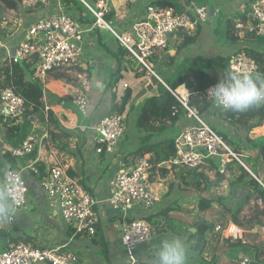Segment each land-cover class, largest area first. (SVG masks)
I'll use <instances>...</instances> for the list:
<instances>
[{"label": "built area", "instance_id": "1", "mask_svg": "<svg viewBox=\"0 0 264 264\" xmlns=\"http://www.w3.org/2000/svg\"><path fill=\"white\" fill-rule=\"evenodd\" d=\"M94 17L91 27H85L78 21L79 14L65 11L61 6L54 12L46 14H30L25 21V35L20 37L9 56L11 63H34L36 76L43 80L49 73L61 72L73 77L70 96L77 109L86 113L89 106L87 88L90 86L88 63L84 56L83 42L85 35L94 29H107L115 39L143 67L160 80L153 71L151 56L165 49L169 55L175 54L173 43L178 31L192 32L199 22L208 18V7L188 2L180 12L171 7H162L149 3L147 14L132 26L131 30L122 32L112 28L105 20L108 11V0H80ZM84 13H82V16ZM251 24L245 26L237 22V29H247L248 32L261 34L264 32V0H255L250 10ZM174 32L173 37L168 33ZM257 64L243 51L232 54L229 70L234 75L254 73ZM66 79V78H65ZM67 80V79H66ZM161 81V80H160ZM127 85L123 83V87ZM205 96H208V90ZM186 109L189 124L185 125L176 137V151L166 160L152 164L148 155H143L131 166L121 167L113 174L107 184L106 201L115 211L126 214L121 220L119 243L128 256L127 264H136L143 251L148 247L153 237L152 225L146 220V215L129 216L133 208L151 209L160 205L161 196L155 188L154 178L161 175L163 169L173 172L174 169L190 171L200 169L207 159L215 157L221 166L236 160L248 169L240 157L232 150L226 141L216 132L199 113V110L188 104V92H173ZM213 102V101H212ZM214 107H217L213 102ZM0 108L2 114L8 117H21L26 110V103L11 86L0 89ZM125 112H112L101 115L91 121L89 130L95 144V153L102 151L116 153L119 142L125 133ZM33 132V131H32ZM29 133L15 148H8L13 156H24L30 153L36 145V135ZM44 136H47L45 133ZM31 172L36 168L32 165ZM252 176L264 184L252 173ZM3 184L13 183L15 187V213L22 210L26 204L28 186L21 170L6 168L3 174ZM40 187L48 200L57 208V214L65 226L73 228V235H93L98 224L97 198L85 189L79 181L69 174L68 166L52 157L47 160L44 178ZM252 234L264 236V226H255L249 230ZM214 232H219L226 241L245 243L243 235L246 230L232 220L222 226L215 225ZM65 245L54 248L34 246L28 242L12 243L7 249L0 251V264H80V257L72 251L65 250ZM136 249L138 252L135 254ZM139 253V254H138ZM251 258L243 256L239 264H250ZM258 264V262L256 263Z\"/></svg>", "mask_w": 264, "mask_h": 264}, {"label": "trees", "instance_id": "2", "mask_svg": "<svg viewBox=\"0 0 264 264\" xmlns=\"http://www.w3.org/2000/svg\"><path fill=\"white\" fill-rule=\"evenodd\" d=\"M53 1L56 6L59 4L63 10L71 11L72 14H79L78 21L85 27H91L94 17L80 0ZM20 2L21 0H0V3L8 9H17ZM151 3L162 7H171L176 12H180L183 9L178 0H154ZM82 13H84L83 16ZM247 19V11L245 13H234L230 17H227L221 11L213 33L219 34L220 38L231 44L243 41L259 46L257 49L243 46L233 52V54L243 51L248 55L257 64V69L253 74L264 79V32L261 34L249 32L239 36L235 27L238 20L246 23ZM105 20L110 23L112 28L118 29L117 17L113 8L108 9L105 14ZM207 21L208 18L205 22H199L190 33L178 31L176 33L177 38L173 43L175 54L167 56L168 60L166 62L160 61L164 55H167L164 52L166 48L151 56V61L154 63L153 68L163 79L164 83L152 76L150 83L146 85L147 89L153 88L154 91L141 102L135 129L137 132L146 133L147 137L142 145L128 154L131 161L127 162V165L123 167H127L129 164L134 165L137 157L139 158L146 154L149 156L148 160L150 163L157 164L175 153L176 137L183 128L180 127V123L187 122L186 125L189 124L186 109L173 94L180 86H183L188 92V104L196 107L204 119L205 115L217 116V121L227 124L228 128L223 129V127L218 128L213 123L212 125L209 123L252 173L255 174L256 164L254 161L258 160V158L264 161V135L254 139L249 137V132L252 129L264 124V105L253 106L241 112L224 111L214 107L212 100L205 96V90L208 87L216 85L222 80L215 72H224L226 75L232 74L229 70L232 54L226 56L217 54L210 57L202 54L193 55L188 50L191 45L197 42L202 30L201 26ZM93 32L98 47L107 58L112 60L109 80L105 86V89L112 91L109 113L122 114L126 111L127 106L129 108L132 106V93L130 87L126 86L123 88L120 99L117 100L116 89L125 75L132 74L133 77L140 79L145 74L146 69L119 44L109 30L94 29ZM33 72L34 68L31 67L30 63H8V61H4L0 64V86H11L26 103L25 113L21 117L11 118L1 115L0 126L3 131V139L0 142V146L3 149V157L10 169L18 170L19 166H25L27 163L34 161L33 166L36 168V172L33 174L36 180L40 182L45 175V164L41 161H35L37 156L36 146L30 153L18 157L11 155L8 148L19 146L22 140L32 132L34 121L38 119L44 123L47 131V137L43 142L52 143L58 150H65L68 155L73 153L70 149H67V141L75 136L71 130L62 125L52 110H48L44 115L42 111L44 108L42 101L43 85L37 79L26 77L28 74L33 75ZM68 100L73 101L68 96L59 97L58 101L62 105V101L66 102ZM214 113L215 115H213ZM63 120L67 122L69 119L63 114ZM83 136L84 132L82 131L80 137L84 140ZM124 137L125 133L123 139ZM239 138H241V141ZM242 142H246L247 147H243ZM79 147L77 151H81L82 145ZM103 153L105 151L100 152V155ZM252 161L253 165L249 167V163ZM206 162L208 163V171H212L214 176H216V184L223 180L227 181V193L220 195L219 200L222 209L230 214V220L240 226H247L248 230L256 225L264 226V186L236 160H232L224 166H221L219 160L215 157L208 158ZM68 172L70 175L72 174L71 171ZM162 172V174H165L166 170L163 169ZM189 175L191 179L188 184L194 190L206 191L215 184L210 182L206 173L198 172V169L187 171L186 176ZM214 200L210 196L198 197L199 210L204 211L211 208ZM174 211L175 207L169 205L146 215L145 218L154 226L157 234L170 232L176 236H185L184 243L186 247L197 253L195 255L187 253L186 264H217L215 257L207 260L203 256L208 245L207 237L209 232L212 233L214 222L203 221L200 225H197V221L190 226L182 221H177V230L172 219ZM222 220V223L227 221ZM97 227L98 225H96L95 233L89 236H91V241L99 248L100 252L104 254V258L108 260L106 250L108 243L104 238V234L99 230L100 227ZM192 228H195V231H192ZM76 236L88 235L77 234ZM213 238L215 244L211 246L212 250L216 249L217 243L220 246L226 241L221 234H214ZM227 243L232 246L231 250H235L236 253L241 252L249 255L251 262L253 255L256 254L258 264H264V241L253 245V247L240 241L234 242L235 244L228 241ZM160 245L153 246L148 251H145L144 257L138 259L136 264H155V253ZM228 256L230 258L235 257L232 252Z\"/></svg>", "mask_w": 264, "mask_h": 264}, {"label": "crops", "instance_id": "3", "mask_svg": "<svg viewBox=\"0 0 264 264\" xmlns=\"http://www.w3.org/2000/svg\"><path fill=\"white\" fill-rule=\"evenodd\" d=\"M51 1L53 0H50L48 2L51 3ZM114 1L115 0H108V8H113L115 11V8L117 7L115 6L114 8L112 6V2ZM132 1L134 3H132L131 5H128V11L131 10V13L127 17H125V19L122 20L123 21L122 23L120 22L118 24V28L122 30L124 29L131 30L134 23L139 21V20L135 21V19H138L140 16H136L135 14H133V11L138 6L137 4H135V0H132ZM143 1L145 0H137V3L139 2V4H141V2ZM152 1L154 0H151V2ZM178 1L180 2L182 8H185L188 2H193L198 5L207 6L208 9H209V6H213L214 15L215 14L219 15L220 12L222 11L225 13L227 17H230L234 13H237V12L245 13L247 11L248 19L246 23H244V25L247 26L251 24V21H252L249 14L251 10V5L255 0H209L210 2L208 3L206 2V0H203L205 1L203 3H201V0H178ZM39 2H44V1L37 0L35 2L38 5L37 8L25 7L24 9H22L21 7H19L23 12L20 11V13L17 16L15 15L11 17L8 21H5L3 24L5 25L10 24L7 27L5 25L1 26L2 23H0V64L3 63L4 61H8L9 63V56L11 54V51L16 41L20 37H23L25 35L26 25L24 23L26 21L25 19H28L30 14H34V13L46 14L49 12H54L58 9V6H59L57 2L58 5L53 10H51V9H46V7L40 6L42 4ZM48 2H47V5H48ZM9 10H15V9H9ZM213 16H210V17H213ZM116 17H117V14H116ZM127 21L129 25L125 27V23ZM237 22H241V21L238 20ZM205 24L204 23L202 24L201 26L202 30L204 29ZM3 28H7V31L6 29L3 30ZM237 32L239 36H242L244 33H249L247 29L245 28L237 29ZM91 34H94V32L91 31L87 35H85V40L83 42V47H84L83 58L86 61H90L88 63V71H89V77L91 80L90 86L87 88V94H88V98L90 101V104H89L90 108H88V112L85 115H83L76 108V105L74 104L73 101H70V100L66 102L62 101V105L59 103L58 101L59 97H63V96L71 97L69 93H70V89L73 84V80L69 82V80H66L63 76H61V74L63 73L61 72L49 73L43 80H41L35 74L34 63L30 62L31 67L34 68V72H33V75L28 74L26 75V77L27 78L30 77L31 79H37L43 85L44 90H43L42 101L44 104V108L42 109V111L44 115L45 113H47L48 110H52L57 116V118L60 120L62 125L68 128L69 130H71L75 136L73 139H70L67 141V144H68L67 149H70L73 153L71 155H68L65 150L60 152V150L55 149L52 145H48L49 143L43 142L44 139L46 138V136H44L45 133H47L45 129L46 127L44 123L39 121V119L37 121H34L32 133L36 135V138L38 134L40 135L38 139L36 140V145H35L37 148V156H36L35 161L43 162L46 168L48 159H51L52 157H54L55 159L58 160V156L56 155L57 152L60 154L62 158L65 157L64 158L65 162H63V160L62 161L59 160V161L63 164H66L68 166V171H71V173L73 174L71 175L75 177L85 189H87L90 193H92L97 198L98 205L101 203L103 204V207L100 206L99 210H97L98 211V224L97 225L98 227H100L99 230L104 234V238L106 242L109 243V241L107 240H115V241L118 240L119 241V239L117 238L118 234H116V232H114V230L111 229L112 228L111 226L103 227L102 225V221H104L103 224L105 225V222L107 221L110 222L113 219L112 216H108V215L106 219L104 217H101V214L106 213V208L109 206V204L106 201L107 184L110 178L113 176V174L117 171V169L127 165V162L131 161V159H129L130 157H128V154L145 142V139L147 137L146 133L137 132L135 129V124H136V121L139 115V108H140L141 102L147 96L151 95V93H149L148 89H146V85L142 86L141 91L136 89L135 88L136 84H133L136 81V78L133 77L132 74L125 75L124 79L119 84L118 88L116 89V94H117L116 98L117 100H119L123 92L122 89L124 87H122L121 85L123 83H128L127 87H130L131 93H132V106L130 108L128 106L126 107V113L128 109H132L128 112L129 114L127 113V116H126L128 118V120L126 119L127 125L131 128L129 130V138L127 135L126 140L123 139L118 144L116 153L105 152L102 155H100V153L99 154L95 153V144L92 141V133L91 134L88 133V131H90L88 128L89 124L86 125L85 122H81V119L78 116V114L80 115L81 113L82 116H84L82 118H85V120L86 119L90 120L91 122L96 119V118L95 119L92 118L95 115L101 116L105 112H109L110 105L108 106L107 99L111 98L112 91H110L109 89L108 90L105 89V86L109 80V71H110V68L112 67V60L107 58L104 52L96 44V37H94L95 34L94 35H91ZM237 44L242 47L248 46V47H253L255 49L259 47L255 44H250L247 42H240V44L239 43ZM235 47L236 45H233L232 47L229 46L227 48L229 50L228 52H230V50L234 51ZM167 56L168 55H166V57ZM164 61L165 59L163 60V62ZM220 78L224 79L226 77H220ZM1 87L3 86H0V89ZM153 91L154 90L152 89V93ZM135 94L136 95L138 94V95L135 97ZM94 100H97L98 104L100 105H101L100 101H104V104L100 107V109L98 108L94 109V105H93ZM63 114L66 115L67 119H69L67 122H69L70 125L67 126L66 125L67 122H64ZM1 115H2V111L0 108V118H1ZM130 116H132V119L130 118ZM186 123H180V127H184ZM221 124L225 125L224 123H221ZM82 131L84 132V136H83L84 140L80 137ZM86 133L87 135L85 136ZM260 135H264V132L256 136L255 134L251 135V133H249V137L251 139H254ZM88 136L89 138L87 139ZM2 139H3V131L0 126V142L2 141ZM239 140L241 141V138H239ZM81 145H82L81 151H77L76 148H80L79 146ZM242 146L247 147V143L242 142ZM254 162L256 164L255 175L263 183L264 182V161L258 158V160H255ZM33 163L34 161L27 163L25 166H19V170L22 171L25 177L27 186H28L27 201H26V207H25V208L28 207L27 208L28 213H24V212L18 213L19 214L18 218H14L13 217L14 215H13L7 222L0 223V250L1 251L5 250L8 248L10 244L17 243V242H28L34 246L50 247V248H54L59 245H65V248H64L65 250L75 252L76 254L79 255L80 264H105V262L109 263V259L106 260L104 256L97 253V250H96L97 246L91 241L90 239L91 236L89 235L88 236H74L73 228L70 225L65 226L61 222L57 214L56 206L52 203V201L47 199L43 190L40 187V182L36 180L33 172H31L30 170ZM131 165L132 164H129L128 166H131ZM251 165H253V161L249 163V167H251ZM8 167L9 165L3 157V149L0 146V184H3L2 182L3 174L6 168ZM162 173L163 172H161L160 176L158 177L156 176L154 178V181H155L154 185H155V188L159 191L160 196L166 192V181L168 179L172 178L176 180L177 178L178 180L177 182L181 181L182 185L183 186L185 185L187 187H188V181H190L191 179L190 175L186 176L187 171H183L181 169L179 170L174 169L172 173L166 170L165 174H162ZM223 186H226V185L223 184ZM193 191L194 193L198 192V190H193ZM193 191H190V193L194 194ZM176 192H178L177 195L180 194L178 190ZM200 192H203V191H199V193ZM202 194L203 193H201L200 196H204ZM200 196L196 195L195 197L198 198ZM165 201L167 200L162 199L161 197L160 205L165 204L164 203ZM229 220L230 219H228V221ZM263 221H264V218H263ZM256 226H262V225H256ZM154 239H152L151 242H149L152 246L154 244H159L157 242L158 240H155V242H153ZM145 251H146V248L143 251L140 249L141 258L144 257ZM110 257L115 258V255L110 254ZM110 257L108 256V258ZM241 259L242 258H240V261Z\"/></svg>", "mask_w": 264, "mask_h": 264}, {"label": "rangeland", "instance_id": "4", "mask_svg": "<svg viewBox=\"0 0 264 264\" xmlns=\"http://www.w3.org/2000/svg\"><path fill=\"white\" fill-rule=\"evenodd\" d=\"M37 0H21V2L18 4V8L15 10H9L8 8L4 7V5H2V3H0V23H2L1 26L5 25L3 24L5 21H8L11 17L13 16H17L20 11H22L19 7H21L22 9H24L25 7L28 8H37L38 5L37 3H35ZM44 2H39L42 4L43 7H46V9H54L56 7V3L54 1H51V3H49L48 1L50 0H41ZM46 2V3H45ZM48 2V5H47ZM111 2V1H110ZM151 2V0H145L143 2H141V4H139V2L137 3V0H135V4H137V8H135V10L133 11V14H135L136 16H140L138 19L139 20L141 18H144V16L147 14V10H146V6L147 4H149ZM205 1L201 0V3H203ZM206 2H210L209 0H206ZM132 3H134L132 0H115L114 2H112V6L115 8V6L117 8H115L116 14H117V26L118 24L121 22H123L122 20L125 19V17H127L130 13L131 10L128 11V5H131ZM111 6V4H110ZM118 11V12H117ZM23 12V11H22ZM122 15V16H121ZM125 15V16H124ZM219 18V15L215 14L213 17H208V22L205 24L204 29L201 31L197 42L193 45H191L188 49L189 52L191 54H202V55H206V56H215L217 54H221V55H231L233 54L232 52L236 51L238 48H241L242 46H239L237 43L236 44H231L229 42H225L222 38H220L219 34H214L213 29L215 27L216 21ZM27 21V19H25ZM142 20V19H141ZM212 21V22H211ZM10 23V22H9ZM10 25L7 24L5 25L6 27ZM129 25L128 21L125 23V27H127ZM7 31V28H3V30ZM118 31L122 32L123 30L118 28ZM6 33V32H5ZM242 33V32H240ZM94 35V34H91ZM95 37V35H94ZM243 42V41H240ZM240 42H238L240 44ZM233 45H236L235 50L232 51L230 50V52H228L229 50L227 49L229 46L232 47ZM185 52V51H184ZM165 53H167L168 57L170 56L168 51H166ZM231 53V54H230ZM168 57H166V55H164L160 61L163 62V60L165 59V62L168 60ZM154 64V63H153ZM159 67V66H157ZM153 68V67H152ZM141 69V68H140ZM146 69V68H145ZM154 73L160 78L161 82L164 83L163 79L156 73V71L153 68ZM165 73V72H164ZM216 75H218L219 77H228V75H226V73L223 72H215ZM222 75V76H221ZM61 76H63L64 78H66L67 80H69V82H71V79H73V77L71 75H66V74H61ZM154 76L151 71H149L148 69H146L145 74L143 75L142 78L137 79L133 84H136V89H138L139 91H141L142 86L143 85H147L148 83H150L151 77ZM230 76V75H229ZM231 76H236L234 74H231ZM155 77V76H154ZM158 79V78H157ZM159 80V79H158ZM159 80V81H160ZM108 83V82H107ZM106 83V84H107ZM126 85H128V83H125ZM123 87V84L121 85ZM121 87V89H122ZM147 89V87H146ZM153 89V88H152ZM152 89L148 88L149 93H152ZM182 88L178 87L177 91L179 92H183L181 90ZM123 90V89H122ZM138 95V94H137ZM135 94V97L137 96ZM140 98V97H139ZM107 103L108 106L110 105V98L107 99ZM141 100V99H140ZM132 102V101H131ZM101 105L98 104L97 100L93 101V105H94V109H100V107L104 104V101H100ZM90 104V101H89ZM88 108H90V105L88 106ZM132 110V109H128L127 113ZM88 112V109L86 111V113ZM82 113V112H81ZM80 115L78 114V116L81 119V122H85V124H90V120H85V118H82L86 113H82ZM112 113V112H110ZM109 112H105L103 115H108L110 114ZM127 113L125 111V114L127 116ZM129 114V113H128ZM215 115V113L213 114ZM100 115H95L94 117H92L93 119H97V117ZM125 116L124 122H125V137L124 139L126 140L127 135L129 138V130L131 129L128 125H127V120L128 118ZM130 118L132 119V116H130ZM127 119V120H126ZM205 119L208 123H210L212 125V123L214 125H216L218 128L223 127V129H227L228 126L227 124L223 125L221 124L219 121H217L218 117L217 116H209V115H205ZM66 125H70L69 122L66 123ZM128 130V132H127ZM79 132V131H78ZM127 132V133H126ZM264 132V124L258 127H255L254 129L251 130V135H259L262 134ZM89 134H91L90 131H88ZM87 135V133H86ZM40 135H37V139ZM47 137V136H46ZM89 138V136L87 137V139ZM91 139V138H90ZM48 145H52V143H49ZM55 149H57L54 145H52ZM77 149V148H76ZM58 150V149H57ZM62 152V151H60ZM58 156V160L65 162L64 158L65 157H61L60 154L57 152L56 154ZM138 158V157H137ZM131 159V158H129ZM67 160V159H66ZM204 172L208 175L210 182L213 184L216 182V176H214V173L212 171H208V163H205V165H203L198 172ZM109 174V173H108ZM177 178L176 180L170 178L166 181V192L163 193L161 195L162 199H166L167 201H165V204H161V205H157L155 207H152L151 209L148 208H133L131 210L128 211V215L129 216H141V215H148L160 208H165L169 205L175 207V211L174 214L172 215V219L174 220V225L175 228L178 230V226H177V221H182L184 223H187V225H193L194 223H196L197 221H208V222H214V227L217 224H220L222 226H224L228 219H230V214L227 211H224V209H222V207L220 206V200L219 197L222 193H227V182L225 180L220 181L219 183H215L213 184L214 186L211 187V189L209 190H204L203 192L199 191L197 193H194V189H192L190 187V185L188 184L187 186H183L182 182L179 181L177 182ZM171 184V185H170ZM223 184H225L226 186H223ZM223 187V188H222ZM177 188V189H176ZM183 189V190H182ZM179 191L180 194L177 195ZM190 191H193L194 194L190 193ZM183 192V193H182ZM187 193V194H185ZM201 193H203L202 195L206 196H210L211 198L215 199L212 202V207L204 210V211H200L198 208V204H197V197H195L196 195H201ZM185 194V195H184ZM223 195V194H222ZM27 201V198H26ZM103 207V204H99L97 206V210H99V208ZM107 206V205H106ZM26 207V204L22 207V210H18V213H28V207ZM101 214V213H100ZM108 216H112L113 219L110 222H105V225L103 224L104 221H102V225L107 226V227H112L111 229L114 230V232H116L117 238L119 239V231L121 230V220L123 219V216L126 215L124 213H122L121 211H115L113 210L110 206H108L106 208V213L101 214V217H104L106 219V217ZM19 214H14V218H18ZM97 216H98V211H97ZM222 219L227 220L226 222L222 223ZM214 227L212 229V233L209 232L208 237H207V241H208V245L206 248V253H203L204 257L207 258V260L212 259V258H216L215 261L217 264H238V262L240 261V258H242L243 256H245L246 254L241 253V252H237L232 249V246H230L227 241H225L224 243L220 244L217 243L216 245V249L212 250L211 246L215 244V240L213 238L214 234L219 235V232H214ZM240 228H242L243 230H246L245 234L243 235V239L246 241L245 244L248 246H252L253 245H257L258 243H260L262 240H264L263 236L260 234H252L248 229L247 226H240ZM154 226L152 225V231H153V237L152 239L153 242H155V240H158L157 242L159 244H154L153 246H157L160 245L162 241H164L165 239H169V238H179L184 242V238L185 236H176L170 232H162L157 234L154 230ZM29 230V229H28ZM180 231H182L180 229ZM181 233V232H180ZM151 239V240H152ZM109 241L108 246L106 248L107 250V256L110 257V254H114L115 258L110 257L109 258V263L105 262V264H127L128 263V256L126 251L123 249V247L120 245L119 241H115V240H107ZM15 242V241H14ZM151 242V241H150ZM232 244H235L234 242H230ZM150 243L148 244V249L146 251H148L149 249H151L153 247ZM186 246V245H185ZM218 246V248H217ZM97 249V253L98 254H102L104 256V254L102 252H100L99 248L96 247ZM187 249V253H189L190 255H195L197 254L196 251H191L190 249ZM1 251V250H0ZM138 252V249H136L135 254ZM222 252V254H221ZM230 252H232V254L235 255L234 258H230L228 257V254H230ZM117 255V256H116ZM249 256V255H247ZM141 258V256H139V259ZM35 264H45L44 262H38Z\"/></svg>", "mask_w": 264, "mask_h": 264}, {"label": "clouds", "instance_id": "5", "mask_svg": "<svg viewBox=\"0 0 264 264\" xmlns=\"http://www.w3.org/2000/svg\"><path fill=\"white\" fill-rule=\"evenodd\" d=\"M208 96L224 111H245L264 105V79L252 73L228 76L210 88ZM247 170L250 172V169ZM14 213V184H0V223L7 222ZM186 258L185 243L179 238H169L162 241L156 250L155 264H186Z\"/></svg>", "mask_w": 264, "mask_h": 264}, {"label": "water", "instance_id": "6", "mask_svg": "<svg viewBox=\"0 0 264 264\" xmlns=\"http://www.w3.org/2000/svg\"><path fill=\"white\" fill-rule=\"evenodd\" d=\"M213 10H214L213 6H209V9H208V15L209 16H213L214 15ZM173 36H174V32L168 33V37H173ZM181 87H183V86H181ZM202 222H203L202 220L198 221L197 225H200ZM192 231H195V228H192ZM257 262H258V257H257L256 254H254L253 260H252V262L250 264H256Z\"/></svg>", "mask_w": 264, "mask_h": 264}, {"label": "bare ground", "instance_id": "7", "mask_svg": "<svg viewBox=\"0 0 264 264\" xmlns=\"http://www.w3.org/2000/svg\"><path fill=\"white\" fill-rule=\"evenodd\" d=\"M181 90H182L183 92H185V89L182 88Z\"/></svg>", "mask_w": 264, "mask_h": 264}]
</instances>
